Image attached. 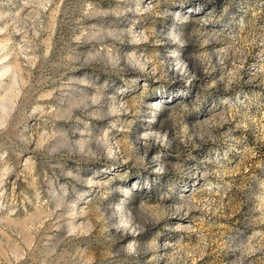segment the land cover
Returning a JSON list of instances; mask_svg holds the SVG:
<instances>
[{"label": "rangeland", "instance_id": "obj_1", "mask_svg": "<svg viewBox=\"0 0 264 264\" xmlns=\"http://www.w3.org/2000/svg\"><path fill=\"white\" fill-rule=\"evenodd\" d=\"M0 264H264V0H0Z\"/></svg>", "mask_w": 264, "mask_h": 264}]
</instances>
